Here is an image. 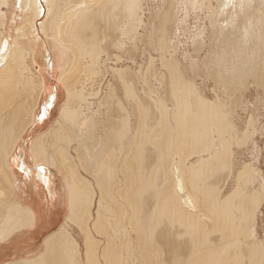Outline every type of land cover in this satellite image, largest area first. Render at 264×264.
<instances>
[{"label":"bare ground","instance_id":"bare-ground-1","mask_svg":"<svg viewBox=\"0 0 264 264\" xmlns=\"http://www.w3.org/2000/svg\"><path fill=\"white\" fill-rule=\"evenodd\" d=\"M147 1L0 0V147L14 151L34 133V161L19 154L18 166L43 188L58 177L65 185L64 225L81 231L83 264H264V179L238 147L255 145L254 119L237 134L247 82L264 89V0L187 1L210 28L191 37L187 63L173 41L182 9ZM110 49L132 62L155 53L147 69L157 62L159 74L109 66ZM45 72L56 76L53 91ZM203 75L217 91L198 87Z\"/></svg>","mask_w":264,"mask_h":264},{"label":"crops","instance_id":"crops-1","mask_svg":"<svg viewBox=\"0 0 264 264\" xmlns=\"http://www.w3.org/2000/svg\"><path fill=\"white\" fill-rule=\"evenodd\" d=\"M22 148L12 150L11 152L13 153H11L5 152L6 148L3 150L0 147L1 155L3 153L9 154L6 158L3 156L4 159L0 156V159L2 158L0 160V221L2 222H0V264H32L33 262V264H40L41 262L39 261H43V264H59L61 260L59 259L60 261H58L57 256L65 260L64 257H61V254L64 256L69 246L70 250L68 251L73 250V252H69V255L71 253L75 259L72 258V261L71 256H67L71 260L66 258L67 263L63 260L60 264H78V260L76 261L77 246L75 245L77 242L75 241L76 243L73 244L72 236L65 231V228L63 230L64 221L68 213L66 187L59 177L52 180L54 183L51 182V185L49 184L48 187L45 185L43 188V184L31 177V175H23L19 167L20 160L18 155L21 154L23 157L21 158L22 161L28 165L32 164V161L28 156L30 153L28 151L29 147L24 146ZM10 156H13V161H11ZM53 235L54 237H51ZM60 237L63 239H59ZM65 241L68 242L66 243L69 246L66 244L61 247L60 243H65ZM56 245H58V248L60 245L59 252L61 254L57 250H52L54 248L57 249ZM62 249L65 250L64 253ZM74 250L76 251L74 252ZM49 251L51 253L52 251H57L58 255L54 252L53 256L48 253ZM46 254L47 256H45ZM54 257L58 263L57 261L54 262Z\"/></svg>","mask_w":264,"mask_h":264},{"label":"rangeland","instance_id":"rangeland-1","mask_svg":"<svg viewBox=\"0 0 264 264\" xmlns=\"http://www.w3.org/2000/svg\"><path fill=\"white\" fill-rule=\"evenodd\" d=\"M179 1H181V2H179ZM187 1H188V3L191 2V0L190 1L189 0H175V4H176V6H178V9L181 8L182 10H184V8H185V10H187V12L185 13L184 12L185 10L182 11L180 9L181 11L179 12V15H178V21H179L178 25L181 27L182 30L179 29L180 32L178 31L177 34L174 36V39H173L174 43L177 42V43H175L176 44V47H177L176 52H175L177 54H175V56H177L181 62L187 61L191 57L192 58H195V55L196 54H195V52L193 50V39L191 37H193L198 32H203L205 34V37H207L209 35L208 33H210V28L208 26L209 16L206 15L207 13L205 12V9L202 10L203 12L202 11H198V12H194L193 11L192 12L189 9H186V8L189 7V4L187 3ZM202 1L205 3L206 0H202ZM147 2H148L149 5H152V4H153V6L155 5V7L161 6V4L158 2V0H148ZM187 4H188V6L186 7ZM258 11H260V9H258ZM184 13L185 14L188 13V14L187 15H184ZM182 18L183 19L185 18V20H182ZM181 21H183L182 22L183 25L181 24ZM17 22H18V20H16V24H17ZM254 22H255V24H257V21H254ZM181 25L184 26V27L182 28ZM176 38H177L178 41L176 40ZM191 39H192V41H191ZM206 39H207V42H209L208 41V38H206ZM190 41L192 43H190ZM137 45H140V43L137 44ZM141 46H139V47H141ZM263 46H264V38H263ZM185 53L187 54L186 55L187 57H185L186 59L184 58L185 59L184 60L183 59V55H185ZM109 55L111 57L110 60H109V62H111V63H109V66L116 67V68L128 67L129 66L130 68L132 67V69L134 70V71H132V73H134V74L136 73L135 71H137L140 74L141 73L142 74H147L146 69H147V67L149 65V62H150V60H149V57L150 56H152V58L154 60L155 59L158 60L157 59V55L155 53H153L151 55L147 54V56L144 55V54H138V55L136 54V57L137 56L138 57L136 58L134 56V62H132L131 60L125 59L124 56H123V54L120 51H116V50H111L110 49ZM205 55H206V53H202V56L203 57ZM202 56H201V58H202ZM118 57H122L121 58V63H120L119 60L116 61V59ZM146 58H148V59H146ZM124 63H125V65H124ZM156 63H155V67H154V65L152 67H154L153 70L157 73L158 72V68L160 70V67ZM184 63H187V62H184ZM139 66H141L142 68L139 69L138 68ZM152 67H150L147 70L150 71V69H152ZM153 70L150 71L151 72L150 74H152V71ZM156 73L153 74V77L155 75V78L157 77V74H159V73H157V74ZM150 74L148 72V75H150ZM148 75H146V76L149 77ZM43 76H44L45 81L49 84V88L52 91L55 88V86H57V87L59 86L58 85V82H57V79H56V76L54 75V73H50L49 74L48 72H45L43 74ZM203 76L196 78V81H195L196 84L197 85H200L201 84L202 87L201 86H198V87H200V89H203L204 88V90L207 91L206 93H208L210 91L213 92V90L215 88L212 87L211 81L208 78H206L207 77L206 75H203ZM153 77H152V75L150 76V79L149 80L152 82L150 85H153V83L155 81L154 80L155 78H153ZM109 78H110V76L107 77L108 80L111 79V78L110 79ZM137 81L139 82V80H137ZM137 81L135 82L136 83L135 84L136 88L138 90L140 88H144V86L142 85L143 83H140V82L138 83ZM200 81H201V83H200ZM113 83H115V86L117 85L116 86L117 96H121L120 97V100L122 99L121 101L125 103L126 102L125 100H127V99H125L122 94L120 95V90L118 91V89L120 88V86L118 88V83L120 85H121V83L118 82V81L116 82L114 80H113ZM247 83H248V85L246 86V90L243 93L244 96H243V99H242V101H243L242 102V109L243 108L244 109L243 110L240 109L239 110L240 112L238 111V113H239V115L241 117V119H240L241 124H240V127H239L238 131H237V134H240V135L243 134V132L248 127L247 126V122L249 120L252 121L254 119L253 120V123H254L253 128H255V134H254L255 136L253 135V139L252 140L255 142V145L253 146V144H252V142L250 140L246 144H244L242 146H238L239 149H247L245 151V154L244 155H240V162L245 161V162L252 163V165L254 166V169H258L259 172L261 171L262 178L264 179V89H260V88L256 87L251 82V80H250V82H247ZM140 85H142V86H140ZM60 101H61V99H60ZM127 103H128V100H127ZM54 114H53V117H54ZM48 124L49 123H47L46 126H41L39 129L36 130V133H39V132H42L43 130H45L46 127L48 126ZM34 127H32V128L34 129ZM29 130L24 134L25 136H22L20 138L16 149L17 148L18 149H23L22 147H24V146H26V147H29L30 146L29 143L31 144V141L29 139L30 138L29 137V134L32 137L34 133L31 132V131H29ZM28 139H29V141H28ZM74 145H76L75 142H73V144H72V142L70 143V145H69V148L70 149L68 148L67 153L71 157H73L74 158L73 160L75 161V154L76 153L74 152V150L72 151ZM34 155L35 154L32 155V153H29V155H28L32 162L34 161V157H35ZM76 161H77V159H76ZM235 162H236V160H235ZM77 163L78 162H76V165L78 167L76 166L77 167L76 170L78 172V175L81 176L82 180L84 179L83 181L88 184V181H91L89 175L87 174V172L85 171V169L83 168V170H82L81 166L79 167V164H77ZM48 171H50V175H52V173L54 172V170L52 168H50V167H49V170ZM83 176L86 177L87 179L86 178H83ZM65 184H66V182H65ZM66 222L67 223H66V225H64L63 228H65V230L68 232V234H70L72 236V239L77 242L78 251H79V252H77V257L80 256L79 258H77L78 264H83V262H82V259H83V256H82V247H83L82 246V234H80L81 231H80L79 227L74 222H72L70 220L69 221H66ZM258 223H260L259 224V232H258L260 234L259 235V238L260 239H263V241H264V210H263V216L258 221Z\"/></svg>","mask_w":264,"mask_h":264}]
</instances>
